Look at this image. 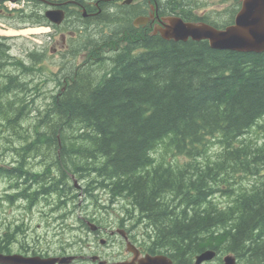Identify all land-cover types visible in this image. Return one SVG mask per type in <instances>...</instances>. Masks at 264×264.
I'll return each instance as SVG.
<instances>
[{
  "label": "trees",
  "instance_id": "obj_1",
  "mask_svg": "<svg viewBox=\"0 0 264 264\" xmlns=\"http://www.w3.org/2000/svg\"><path fill=\"white\" fill-rule=\"evenodd\" d=\"M78 18L69 43L80 44L82 65L71 79L60 71L78 55L50 76L38 58L27 66L0 46L5 200L76 208L83 198L85 210L142 227L146 248L176 264L211 249L218 264L224 256L264 264V52L165 41L136 28L125 9ZM74 21L68 13L66 30ZM48 82L56 88L38 100ZM8 230L1 253V235L10 240L22 226Z\"/></svg>",
  "mask_w": 264,
  "mask_h": 264
},
{
  "label": "flooded vegetation",
  "instance_id": "obj_2",
  "mask_svg": "<svg viewBox=\"0 0 264 264\" xmlns=\"http://www.w3.org/2000/svg\"><path fill=\"white\" fill-rule=\"evenodd\" d=\"M9 1H13L16 6L22 5L21 8L14 9L13 12L15 11V13L13 14L11 13L12 10L8 11L9 15L6 17L17 23L16 28L24 29L33 26L30 23V15L33 17L38 13L44 17L45 22L44 25L40 26L48 27L53 31L50 37H54V40L57 35H61L62 37V42L59 45H55L54 41H51V53L55 57H60L61 62L63 59H72L78 55L76 62H72L66 71H60V74L64 78H71L77 72V68L82 65L80 44L76 43L77 48L74 51L72 49L73 43H69V39L74 37V32L71 31V28H81L82 21L78 18L79 15L86 18H96L114 14L118 10L125 9L134 18L133 25L136 28L162 37V30L167 29V26L174 21H182L195 25H208L216 30H225L236 24V19L243 10L245 2V0H0V21L5 20L3 16L6 15L5 11H7L3 4ZM51 11H63L65 13V21L61 25L50 22L46 14ZM18 12H22L20 18L15 16ZM68 13L75 15V21L72 22L73 24L70 23L69 29L66 30L68 27L66 24ZM138 18H144L145 22L143 24H136L135 22ZM0 40H5L0 41V46H3L4 50L11 51L12 54L11 45L6 42L8 39L0 38ZM190 40L193 41L192 39ZM37 52L32 53L36 54ZM55 88H52V90ZM56 92L55 94H58ZM74 184L77 189L81 188L79 187L81 186L79 181L75 180ZM80 196L82 197V193ZM38 207L39 205L37 204L33 208ZM86 207L87 203L84 202H79L76 208L71 206L58 207L57 204L54 205L53 202H48L40 215L43 219L42 223L46 224L48 229L54 225L57 226L54 233V238L57 241L51 240L49 234H40L39 226V230H34L30 236V238L35 239L33 244L29 240H24L21 243L19 239L20 233L16 232V236L12 240H8L5 246H2L4 247L3 254L8 255L10 253L9 255L18 254L24 257H41L45 259L72 257L73 259L69 264H101L102 262L116 264L133 261H135L134 264H140V261L148 256H164L169 258L165 254H154L152 250L146 248L151 245L147 242L142 232L144 230L142 227L138 229L132 228L129 225L130 221L126 224L125 222L120 224L117 222L120 218L116 216V213L113 214V217H109L107 215L112 216V214H108V210H95L93 206V209L87 208L85 210ZM68 222H73L74 225ZM72 229L77 232L76 236L73 237L74 239L70 240L67 238L66 232L67 230L72 231ZM1 236L2 240H5L6 235ZM50 242L55 243L57 249L52 248ZM172 262L176 264L175 261ZM217 262L216 264H218Z\"/></svg>",
  "mask_w": 264,
  "mask_h": 264
},
{
  "label": "water",
  "instance_id": "obj_3",
  "mask_svg": "<svg viewBox=\"0 0 264 264\" xmlns=\"http://www.w3.org/2000/svg\"><path fill=\"white\" fill-rule=\"evenodd\" d=\"M47 19L56 25H61L65 21L63 11H51L46 14ZM144 18H138L136 24H143ZM162 37L166 40L176 42L208 41L211 48L221 51H235L243 53H263L264 52V0H245L243 10L236 19V24L225 29L216 30L208 25L187 24L182 21H174L167 29L162 30ZM216 252L205 251L197 256L196 264L209 262L216 257ZM69 258H41L24 257L22 255H5L0 253V264H69ZM133 262L116 264H134ZM101 264H106L102 262ZM140 264H173L164 256H148L140 261ZM224 264H237L236 258L226 256Z\"/></svg>",
  "mask_w": 264,
  "mask_h": 264
},
{
  "label": "rangeland",
  "instance_id": "obj_4",
  "mask_svg": "<svg viewBox=\"0 0 264 264\" xmlns=\"http://www.w3.org/2000/svg\"><path fill=\"white\" fill-rule=\"evenodd\" d=\"M3 5L6 7V10L8 11L22 7L21 4L16 6L13 1L5 2ZM8 11H5L6 15L3 16L5 20L0 21V38L8 39L6 40V42L9 45H11L12 54L21 59L27 60L32 52L38 51L37 53H43L42 55H44L45 60H43V62L39 65V68L40 67L47 68L48 71H46L45 73L51 76L52 72H56L59 69V65L57 64L60 63V57H55L54 54H52L50 51L51 41L53 40L54 41L53 43L55 45L61 44L62 42L61 35H57V37L54 40V37L52 36L50 37V35L53 34V31L48 27H41V26L38 27L29 26L28 28L18 29L19 27L16 28L17 27L16 22H13V20L6 18L9 15ZM33 30L36 33L35 32L32 33ZM28 31H31V33L28 34L25 33ZM0 41H5V40H0ZM31 61L35 62L36 60L31 57ZM12 71L14 72L15 70ZM52 88H55V86H52V84H50L49 82L46 83V85L43 86V89L40 90V97H38V100H40V98L41 99L45 98V96H47L49 92L52 91L51 90ZM45 89L47 90V92L44 91ZM33 97L35 96L29 97L28 99H31ZM42 101H44V99H42ZM251 133L252 134L250 136L253 139H258L259 137L257 136L261 135L257 132V129L252 130ZM212 153H215V150ZM165 158L173 163L177 161V159H174L172 156L168 154H165ZM4 159L8 161L7 162L8 164H11V162L13 161V156L12 154L7 153ZM181 161L182 162L184 161L183 158H181ZM6 191H7V184L0 187V229L1 231L3 230L2 232L8 230L9 227L11 229L12 228L14 229L17 226H22L21 233L19 234L20 242L23 243L24 240H29V242L33 244L35 242V239L30 238V236L32 235L34 230H39V226H40V230H39L41 231L40 234L43 235L49 234L51 240H56V238H54V233L56 232L57 226L54 225L50 229H48L47 225L42 223L43 219L41 218L40 215L44 210L47 201H41L40 202L41 204L40 203L38 204L39 205L38 208L29 209L28 205L25 202H19V203L14 202V204L8 203L5 200ZM79 202H83V198H81ZM116 216L119 217V213H116ZM68 223L74 225L73 222H68ZM76 232L77 231H74L73 229L72 231L67 230L66 232L67 238L70 240L74 239L73 237L76 236ZM50 243L52 245V248L57 249V245L55 243L52 242Z\"/></svg>",
  "mask_w": 264,
  "mask_h": 264
},
{
  "label": "bare ground",
  "instance_id": "obj_5",
  "mask_svg": "<svg viewBox=\"0 0 264 264\" xmlns=\"http://www.w3.org/2000/svg\"><path fill=\"white\" fill-rule=\"evenodd\" d=\"M38 14V13H37ZM41 16V15H40ZM36 17V16H35ZM34 18V17H33ZM25 19V18H24ZM38 20H40V19H38ZM37 21V20H36ZM33 22H34V20H33ZM37 22H39V21H37ZM36 24V23H35ZM128 26V25H127ZM35 31L33 30L32 31V33H34ZM25 33H31V31H28V32H25ZM36 33V32H35ZM166 41V40H165ZM43 53H40V54H35V55H30L31 57L33 56V58L34 59H36V58H38V63H37V67H39V64L40 63H42L43 62V60H45L44 59V55H42ZM35 56V57H34ZM31 57H28V59H27V63H28V65L27 66H30L33 62L31 61ZM63 71V70H62ZM38 76V75H37ZM58 76V75H57ZM60 77V76H59ZM58 77V78H59ZM71 79V78H70ZM54 81H56V79L54 80ZM58 81V80H57ZM55 83V82H54ZM59 84V83H58ZM32 85V84H31ZM60 85H61V83H60ZM59 85V86H60ZM67 86V85H66ZM61 88V87H60ZM67 88V87H66ZM66 88L64 87L63 88V92L66 90ZM62 89V88H61ZM57 90V89H56ZM45 92H47V90L45 89L44 90ZM53 92H56V91H53ZM44 94H47V93H44ZM53 95H55V94H53ZM39 97H40V91H39ZM249 116V115H248ZM200 161V160H199ZM73 181V180H72ZM81 185V184H80ZM79 187H81V186H79ZM81 189V188H80ZM69 198V197H68ZM99 204H101V203H99ZM114 204V203H113ZM97 206V205H96ZM128 215V214H127ZM61 218H63V217H61ZM125 220V219H124ZM127 220V219H126ZM126 224V223H125ZM133 224V223H132ZM132 224H131V226H132ZM146 225V224H145ZM134 226V225H133ZM7 227V226H6ZM109 227V226H108ZM114 227V226H113ZM10 228V227H9ZM152 228V227H151ZM13 229V228H12ZM116 229V228H115ZM14 230V229H13ZM152 230V229H151ZM0 231H1V229H0ZM3 231V230H2ZM7 231V230H6ZM5 231V232H6ZM9 231V230H8ZM21 231V230H20ZM17 233H19V232H17ZM16 233V234H17ZM22 233H23V231H22ZM147 233V232H146ZM5 234V233H4ZM8 234H10V233H8ZM6 235H7V233H6ZM14 235H15V233H13V236H12V234L11 235H9V236H12V237H14ZM22 235H24V234H22ZM16 236V235H15ZM5 237H7V236H5ZM12 237H10L11 239L10 240H12ZM16 238V237H15ZM20 239V238H19ZM1 240H2V238H1ZM6 240V239H5ZM7 240H8V237H7ZM15 240V239H14ZM18 240V239H17ZM4 240H2V242H3ZM4 242H7V241H4ZM8 243V242H7ZM9 243H10V241H9ZM17 243V242H16ZM14 244V243H13ZM24 245V244H23ZM22 245V246H23ZM29 245V244H28ZM36 245V244H35ZM1 246V245H0ZM3 246V245H2ZM8 246V245H7ZM9 247V246H8ZM11 248V247H10ZM65 249V248H64ZM209 249V248H208ZM63 250V249H62ZM214 250V249H213ZM1 251V250H0ZM11 251V250H10ZM207 251V250H206ZM211 251H212V249H211ZM64 252V251H63ZM8 253V252H7ZM65 253V252H64ZM164 253H166L165 252V250H164ZM201 253V252H200ZM204 253V252H203ZM10 254V253H9ZM8 254V255H9ZM73 254V253H72ZM77 254V253H76ZM79 254V253H78ZM220 254V253H219ZM222 255V254H221ZM226 255V254H225ZM229 255V254H228ZM231 255V254H230ZM166 256H167V254H166ZM197 256V255H196ZM235 256V255H234ZM68 257V256H67ZM225 257V256H224ZM171 258V257H170ZM217 258V257H216ZM220 258H221V256H220ZM191 259H192V257H191ZM194 259V258H193ZM221 259H223V258H221ZM177 261V260H176ZM220 261V260H219ZM223 261V260H222ZM221 261V262H222ZM179 262V261H178ZM177 262V263H178ZM194 262H195V260H194ZM212 263V262H211ZM217 263H219V262H217ZM216 264V263H215Z\"/></svg>",
  "mask_w": 264,
  "mask_h": 264
}]
</instances>
